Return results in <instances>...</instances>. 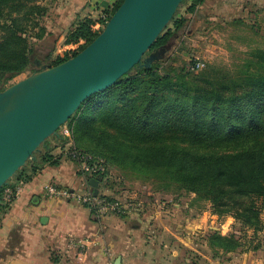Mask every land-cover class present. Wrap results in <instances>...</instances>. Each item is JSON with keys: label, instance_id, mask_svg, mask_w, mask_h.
I'll return each mask as SVG.
<instances>
[{"label": "trees", "instance_id": "1", "mask_svg": "<svg viewBox=\"0 0 264 264\" xmlns=\"http://www.w3.org/2000/svg\"><path fill=\"white\" fill-rule=\"evenodd\" d=\"M41 1L0 0V90L35 70L30 68L33 45L47 36L42 24L47 9ZM204 1L184 0L151 48L169 47L163 58L150 69H132L86 101L66 123L69 136L54 137L55 146L49 139L38 159L20 169L9 185L28 183L45 166H58L62 155L54 154L55 149L72 142L78 152L104 161L103 175L88 177L77 167L86 184L94 178L106 185L110 166L147 176L157 192L191 193V205L202 201L213 215L231 216L242 229L252 230L253 236L245 241L252 243L264 230V47L250 49L248 58L233 68L206 64L196 72L190 69L196 61L189 68L176 65V51L187 29L202 18ZM121 2L105 10V19H77L64 41L73 48L55 58L50 54L51 65L84 49ZM260 14L264 20V10L255 18ZM97 23L100 29L94 28ZM254 26L258 25L249 28L257 33L260 26ZM9 207L0 190V219ZM206 237L214 256L245 245L234 233L224 237L213 231ZM259 247L260 243L251 250Z\"/></svg>", "mask_w": 264, "mask_h": 264}, {"label": "crops", "instance_id": "2", "mask_svg": "<svg viewBox=\"0 0 264 264\" xmlns=\"http://www.w3.org/2000/svg\"><path fill=\"white\" fill-rule=\"evenodd\" d=\"M117 1L39 2L47 9L42 19L47 36L36 45L49 48L38 52L55 58L72 49L64 41L75 21L86 16L98 18ZM259 10H264V0H205L198 23L226 24ZM66 147L54 151L62 155L58 166H45L32 181L21 184L17 197L0 219V264H115L117 260L119 264H196L193 258H204L194 240L212 225H208L207 212L191 205L192 200L168 204L162 194L149 198V206L143 202L141 211L98 217L73 200L49 199L44 189L49 183L71 191L93 192L77 166L66 158ZM122 191L98 182L97 196L123 200L127 195ZM209 217L218 218L211 213ZM81 240L86 245L83 251L73 246Z\"/></svg>", "mask_w": 264, "mask_h": 264}, {"label": "water", "instance_id": "3", "mask_svg": "<svg viewBox=\"0 0 264 264\" xmlns=\"http://www.w3.org/2000/svg\"><path fill=\"white\" fill-rule=\"evenodd\" d=\"M184 0H122L101 32L81 51L51 65L32 52L35 68L0 90V190L91 97L112 87L132 69H150L165 49L152 51ZM93 195L98 181L89 179ZM115 264H119V260Z\"/></svg>", "mask_w": 264, "mask_h": 264}, {"label": "rangeland", "instance_id": "4", "mask_svg": "<svg viewBox=\"0 0 264 264\" xmlns=\"http://www.w3.org/2000/svg\"><path fill=\"white\" fill-rule=\"evenodd\" d=\"M180 11L182 13L184 8H181ZM102 13H104V11ZM244 16L245 17L243 18L240 17L243 24L232 25L230 23H221L214 26L212 24L207 25L205 23H202V26H199L201 24L198 22H196V24H192L182 38L183 44L181 45V50L176 51L175 56L178 57L176 65H186V67L189 68L191 61H196V63L200 64L199 69H193L196 63L193 67H190V69H193L196 72L201 70L206 64H218L233 68V66L239 63L242 59L248 58V52L250 49L257 46L264 47V20L262 14L258 15L256 18V15L252 14ZM252 25L260 26L258 30H256L257 33L253 32V30L250 29L251 27L249 28V26ZM258 26L254 27L257 28ZM198 27L200 28L199 31L196 30ZM48 48V45L38 46L34 44L33 52H46ZM60 52L63 53L61 48ZM30 68L33 69V66L31 65ZM28 74L29 71L13 81H10L6 86L23 79ZM64 130H67L69 135L68 124L63 125L59 129V135L65 136ZM71 143L72 142H69L66 148L70 147ZM48 144L50 146L58 145L55 138H51ZM96 159L101 160L104 164L102 159ZM109 169V179L107 180L106 185H110V188H118V192L123 190L122 192H124L125 195L131 197L135 201H140L142 204L144 202L145 205L150 204L147 203V201H150L148 200L149 198L152 199L158 196L161 197L160 195L162 194L166 196L165 199H168V204L170 202L172 203L174 200H179L180 202L182 201V203H188V201L193 200L195 197L194 194L178 191H172L165 194L157 192L154 190L153 185L155 184L151 182L152 179L147 176H141L131 172H122L119 168L111 166ZM159 202H161V200H157V204ZM159 204L161 205V203ZM164 204L166 203L164 202ZM195 206L198 210H202L200 212H207L208 225H212L211 229L205 228V231L202 234L203 236H197L195 238L196 240H194L198 246L197 248H199V251L204 255V258L199 260H195L193 258V261L196 264H212L211 262H213V260L214 264H264V242L262 240L264 230L258 232L257 238L253 239L252 243H246L253 236L251 229H242L241 226L229 215H223L220 217L215 215L218 218L211 219L209 216L210 213L212 214V211L208 203L199 201L195 203ZM141 208H139L140 211ZM145 212L147 213L148 210H145ZM152 229H155V227ZM213 231L218 232L224 237L234 233L237 237L242 238L245 245L242 249L235 252L226 254H221L219 252L216 256H214V252H212V250L207 246L208 243L206 237ZM222 231L224 234H222ZM258 243H260L261 247H259L256 251L251 250V248Z\"/></svg>", "mask_w": 264, "mask_h": 264}, {"label": "built area", "instance_id": "5", "mask_svg": "<svg viewBox=\"0 0 264 264\" xmlns=\"http://www.w3.org/2000/svg\"><path fill=\"white\" fill-rule=\"evenodd\" d=\"M101 18H106V13L100 14ZM106 23V22H105ZM101 24L97 23L95 25V29H100ZM104 27V26H103ZM200 64L196 63L193 69H199ZM64 135H68V131L64 130ZM69 148V149H68ZM65 151V156L72 163H76L75 165L80 169L83 175L88 177H94L95 175H103L106 172L105 165L101 160L94 159L89 155L82 154L75 150L72 147V143L70 147H68ZM22 183L18 185H8L2 188L1 197L3 201L10 204L17 197L20 186ZM45 194L49 199L55 200H73L74 202L88 205V208L91 209L94 214L98 217H104L108 214H121L124 212H132L134 210H139L143 205L140 201H135L132 198H127V196H123V200L121 199H107L101 196H94L91 189L85 190L83 192L71 191L65 187H60L56 184H46L45 185ZM74 247H77L78 250L83 251L86 248V245L83 240L74 243Z\"/></svg>", "mask_w": 264, "mask_h": 264}]
</instances>
